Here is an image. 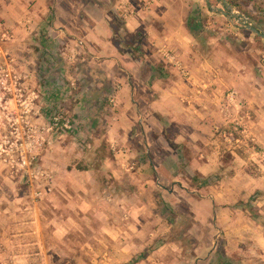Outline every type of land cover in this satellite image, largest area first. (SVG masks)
<instances>
[{"label":"rangeland","instance_id":"374dc122","mask_svg":"<svg viewBox=\"0 0 264 264\" xmlns=\"http://www.w3.org/2000/svg\"><path fill=\"white\" fill-rule=\"evenodd\" d=\"M122 1L140 11L147 29L128 32ZM227 4L264 27V0H0V67H15L20 78L0 94V264H103L112 239L101 229L102 204L96 200L110 194L133 195L150 216L144 233L130 236L143 244L140 254L155 248L140 264H214L217 254L232 264H264V39L233 16ZM86 9L93 18L114 20L113 46L121 54L141 56L134 64L125 60L130 71L125 63L113 66L94 58L89 43L80 40L94 21ZM150 25L163 34L159 43L148 32ZM202 62L208 75L195 76L198 82L221 90L215 91L220 100L207 139L195 146L186 139L195 123L188 99L192 93L185 86ZM158 66L161 75L154 71ZM71 82L76 90L63 92ZM157 82L184 89L171 104L155 109ZM132 88L133 99L150 116L146 123L156 149L183 154L174 177L156 161L161 175L150 169L142 188L135 179L131 185L125 175L130 171L123 167L148 161L142 137L130 136L138 153L126 151L132 149L126 141L130 125L132 135L143 127L140 112L129 123L120 98L128 99ZM209 93L210 102L215 101V93ZM31 94L38 97L26 107L23 102ZM58 107L64 117L76 119L73 129L48 132ZM161 110L177 120L167 122ZM23 133L36 141V160L26 170L6 162L3 151L20 146ZM178 138L183 143L175 142L176 147ZM193 157L209 168L202 172L190 166ZM84 170L93 173L83 175ZM90 176L102 182L86 191L82 181ZM74 193L93 194L95 209L70 202ZM254 196L262 221L239 207ZM165 205L188 220L189 229L177 239L171 236Z\"/></svg>","mask_w":264,"mask_h":264},{"label":"crops","instance_id":"0c3cea01","mask_svg":"<svg viewBox=\"0 0 264 264\" xmlns=\"http://www.w3.org/2000/svg\"><path fill=\"white\" fill-rule=\"evenodd\" d=\"M87 14L89 15L92 20L91 24L92 26L89 25L87 29H85V33L80 39L83 43H89V50L94 55V58L98 59H105V61H108V63H112L113 66H115V63L117 65H120L121 67L126 66V70L130 71L131 64H129L125 60L130 59V61L134 64L133 62V57L130 56L131 54H121L120 49L114 47L113 42H114V37L118 33L114 20L110 18L108 15H103L102 17H97L93 18L92 13L89 9H86ZM138 11V10H137ZM126 21V27L129 33H134L144 27V29H147V26H145L144 19L142 18V15L139 11V13L135 16L129 17ZM151 28H148V32L151 33V36L153 39H158L161 41V35L163 34L160 31H157L156 25H150ZM62 31L64 33H67L68 30L65 29V27H62ZM155 28V29H154ZM172 30V29H171ZM165 37V36H164ZM187 37H185L186 39ZM168 39V37H167ZM111 52V53H110ZM110 53V54H109ZM98 54V55H97ZM125 63V66H124ZM128 63V64H127ZM130 65V66H129ZM197 69L193 70V77L194 80H191V82L187 85L186 91H191V95H188V99L190 101V111H191V117L193 118V121L195 123V129H191L189 132L188 137L186 139H190V142L193 144L196 143L199 139H207L206 137V130L207 128H212V123L214 121L212 120V115L215 113L216 106L219 104V95L215 91H220V88L215 89V87L211 86L209 83L205 82L200 84L198 82L199 79H197V76L199 74L200 76H205L208 75L207 69L208 65L206 63H201L200 66L196 67ZM198 71V72H197ZM132 73V72H131ZM105 75V74H104ZM153 88L156 91V96L157 98L153 100L151 103V106L153 108L160 107L161 105H164L169 101L171 104L177 96L178 92L183 91V87L179 85L178 83H172L169 85H162L159 84V82L154 83ZM211 90L215 93V101L210 102L209 99V92ZM188 92V93H189ZM133 94L134 90L132 88L130 97L128 99L124 96L120 97L122 98V101L124 100V103L127 106L128 113L126 114V117L131 123L134 121V116H136V112H140L142 114L141 118L142 119V129L141 132L138 133L137 135H132V125H130L131 133H129V137L127 138L126 141H130V145L132 146V149L127 148V152H132V154L138 153L137 151V141L134 143L132 139L139 137L143 138V143L140 142L141 144H145L147 148V154H148V161L145 160L142 161V165L137 168L131 165L123 166L125 167V170L130 171L128 174H125L127 177H129V181H131V185H136L138 188L145 187L142 185V183L149 182L148 175H151V173L154 171L158 174L161 175V173L157 170L158 163L162 165V168L164 170H167L171 176H175V171L178 173L179 172V167L176 164V161L178 159H181L180 153L176 151H173L171 148L164 154H160V152L156 149L153 141H152V133L149 129V126L146 123V120L150 116H147L146 113L142 110L140 104L137 102V100L133 99ZM129 100V101H128ZM144 112V113H142ZM164 117H167L169 119V116H166L163 110H161ZM170 116L173 117L171 112L169 111ZM198 113V114H196ZM201 117V118H200ZM202 119V120H201ZM206 119L209 121H206ZM170 120V119H169ZM177 120L173 117L172 119ZM172 120L171 123H172ZM199 121V123H197ZM208 123V124H206ZM205 124V127L203 125ZM141 135V136H140ZM195 140H192V138ZM117 141H119V137H115ZM124 137L121 136V140L123 141ZM132 141V142H131ZM173 141V140H172ZM174 142L181 144L183 143V140L181 138H178L174 140ZM196 146V144H195ZM194 147V146H193ZM113 149H116V145L114 144ZM133 150V151H132ZM159 152V153H158ZM153 153V155H151ZM158 153V154H157ZM125 155V154H124ZM190 159V158H189ZM196 158L193 157V159L190 162V166H199L198 169L200 171H204L205 169L209 168L210 164L205 162V163H198V160L196 162ZM156 161L158 163H156ZM178 162V161H177ZM179 163V162H178ZM58 163L56 162L53 165H57ZM150 169L152 172H150ZM92 172L93 170H84L83 175H89V173ZM116 171L114 169H111L112 175L115 177L117 180L118 177L114 174ZM138 172V174H137ZM176 173V174H177ZM91 175V174H90ZM110 176V175H109ZM111 176L110 178H112ZM131 179V180H130ZM133 179V180H132ZM135 179V181H134ZM115 180V181H116ZM119 181V180H117ZM134 181V184H133ZM82 182H85L87 189L86 191H90L92 189L88 188H94L97 183H101L102 181H99L97 178H94L93 176H90L89 179H83ZM139 182V183H138ZM89 183V185H88ZM110 183L109 180L105 184ZM124 183V182H122ZM66 186L69 185L68 182H63ZM73 185H80V184H73ZM89 186V187H88ZM91 186V187H90ZM73 187V186H72ZM138 188H135L134 192ZM84 190V191H85ZM138 191V190H137ZM128 193H131L130 191H127ZM75 194V196H73ZM70 196V202H73L75 205L81 207L82 209H86L85 207H88V209H95V205L97 202H95L93 197V194L86 195L83 193H74ZM137 194V192L135 193ZM80 200H79V198ZM133 195L128 194L126 196H121V195H107L106 197H101L100 199L96 201L101 202V210H100V216H98L99 220L101 221V229L104 231V233L109 236L112 239V242L110 243V246H107V249L105 251V256L103 260V264H126L129 263L133 260V258L137 255H139L142 251H144V246L143 244L137 240L136 238H130V236H135V235H140L144 233L145 230V221L147 222L149 220L150 216H146L145 213L146 211L144 210L145 206L136 200H133ZM138 199V198H137ZM99 202V203H100ZM141 203V204H140ZM81 204V206H80ZM76 208H73V210ZM98 210V209H97ZM141 260V262H144ZM141 262H138L136 264H140Z\"/></svg>","mask_w":264,"mask_h":264},{"label":"built area","instance_id":"2783aa9c","mask_svg":"<svg viewBox=\"0 0 264 264\" xmlns=\"http://www.w3.org/2000/svg\"><path fill=\"white\" fill-rule=\"evenodd\" d=\"M120 9L123 11V16L126 18L135 16L136 11H137V8H135L133 5L126 3V1H122L120 5ZM137 12H139V10ZM1 26L2 24L0 22V27ZM4 36H7V35L4 34ZM167 56L171 57V59L174 60L173 56H170L169 54H167ZM19 80L20 78H18V71L15 70V67H9V68L0 67V94L2 93L6 95V92L4 91L11 89L9 85L10 81H12V83H17L19 82ZM76 88H77L76 82H71V85L69 86V88H67V90H64L63 92L67 91L71 93L74 90H76ZM29 97L30 99L24 100L23 102V105L26 107H28L29 101L32 104L34 99L37 98L38 95L34 97L33 94H31L29 95ZM1 100H2V97L0 96V101ZM22 117L23 115H21V118ZM24 120H27V119H24ZM75 121L76 119L74 117L72 118L64 117L62 108L58 107V109L55 111L52 117V120L49 122L47 126V130L48 132H60L61 129L71 130L73 129V125ZM21 136H22L21 139L23 140V142L20 143V146H18L17 148H14V147H11L10 149L6 148V149H3V151L8 153V157L5 158L6 162H10L12 166H17L19 169L26 170L30 168L32 165V162L36 160V157L34 156V153H35L34 144L36 141L33 140L34 135L31 133L29 135L27 133L26 134L23 133ZM16 152H18L19 154L16 155L15 154ZM1 154L2 152L0 151V155ZM15 156H18V157L15 158Z\"/></svg>","mask_w":264,"mask_h":264},{"label":"trees","instance_id":"16d2710c","mask_svg":"<svg viewBox=\"0 0 264 264\" xmlns=\"http://www.w3.org/2000/svg\"><path fill=\"white\" fill-rule=\"evenodd\" d=\"M233 2H235L236 0H232ZM194 37H198V34L196 33H193ZM125 53H129L131 54V56L135 59V60H138L141 58V56H137L134 52L132 51H125ZM142 59V58H141ZM154 71L157 72L159 75L162 74L163 72V67L161 66H158L157 68H154ZM167 122H169V120L167 119ZM174 146L178 147L175 142H173ZM184 153V152H183ZM185 155V154H184ZM180 156L183 157V154L180 153ZM159 169V168H158ZM157 169V170H158ZM159 171V170H158ZM160 172V171H159ZM198 179V178H196ZM203 185H206V183L202 184L201 186L203 187ZM255 199V196L252 197L251 201L249 203H241V205H239V207H243L245 209H247L248 211L251 212V214L253 215V218L256 220V221H262L263 219V216H261L260 214H258L256 212V209L253 205V201ZM165 207V211L167 213H165V218L170 222L171 226H172V230H171V236L173 239H177L176 237H178L179 235H181V233H183V231L185 229H189V226L188 225V220L186 218L185 215L181 214L180 212H174L172 210H170L167 205L164 206ZM175 229V230H174ZM174 241V240H173ZM155 248H152V249H149L147 250L146 253L144 254H139L137 256H135L133 258V260L129 263H126V264H136L138 263L139 261L145 259L148 257V255H150V253L154 250ZM216 258H215V262L214 264H232L231 262L225 260V258L222 256V255H215ZM191 258V257H190Z\"/></svg>","mask_w":264,"mask_h":264},{"label":"water","instance_id":"95a60500","mask_svg":"<svg viewBox=\"0 0 264 264\" xmlns=\"http://www.w3.org/2000/svg\"><path fill=\"white\" fill-rule=\"evenodd\" d=\"M227 7L232 10L233 16L240 18L242 20V23L245 25L246 28L260 36L261 38L264 39V27H262L260 24L257 22L251 20L250 18L246 17L245 15L238 13L235 11L234 7L227 4Z\"/></svg>","mask_w":264,"mask_h":264}]
</instances>
